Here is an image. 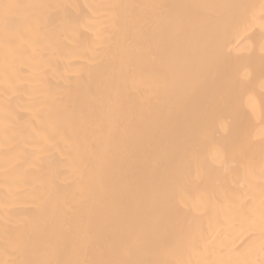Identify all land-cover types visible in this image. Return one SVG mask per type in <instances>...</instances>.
<instances>
[{"label":"bare ground","instance_id":"obj_1","mask_svg":"<svg viewBox=\"0 0 264 264\" xmlns=\"http://www.w3.org/2000/svg\"><path fill=\"white\" fill-rule=\"evenodd\" d=\"M0 264H264V0H0Z\"/></svg>","mask_w":264,"mask_h":264}]
</instances>
